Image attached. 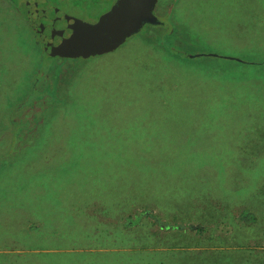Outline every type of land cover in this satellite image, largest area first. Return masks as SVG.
Listing matches in <instances>:
<instances>
[{
    "label": "rangeland",
    "instance_id": "1",
    "mask_svg": "<svg viewBox=\"0 0 264 264\" xmlns=\"http://www.w3.org/2000/svg\"><path fill=\"white\" fill-rule=\"evenodd\" d=\"M49 1L69 15L95 22L116 0ZM24 2H14L21 30L14 32L13 45L0 46V124L16 100L24 107L15 118L31 121L36 130L23 148L26 138L16 146L22 148L16 153L19 164L0 176V264H72L73 258L63 260L55 254L77 243L56 236L67 234L68 208L76 213L81 207L89 215L106 211L121 223L117 216H127V211L133 216L148 214L140 205L144 202L164 205L152 210L163 219L160 225L173 222L175 210L170 204H182L183 213H177L192 220L173 223L205 230L203 242L214 244L219 253L196 257L192 264H264V68L244 69L235 67L237 63L206 67L202 61L181 58L179 63L170 62L163 57L162 46L154 47L158 33H173L172 47L190 57L207 53L263 61L264 0H158L161 25L146 26L141 36L105 55L72 62L53 60L35 89L32 83L44 47L25 17ZM13 21L17 22L15 14ZM15 39L20 43L15 44ZM177 66L181 77L173 73ZM145 67L161 72L164 88L159 81L155 89L162 92L159 97L169 95L172 104L179 92L204 98L211 91L212 98L183 100V105H139L134 88L138 95H147L153 81L152 74L141 77ZM225 68L233 71V86L198 78V84H188L184 78L203 73L220 81L215 77H225ZM54 85L59 102L47 92ZM219 90L232 93L236 101L225 99L215 105L213 94ZM54 104L61 106L46 112L45 121L39 118ZM5 135L0 131L1 142ZM131 141L145 146L129 151ZM131 159L142 165L153 162L159 171L167 164L176 168L183 160L186 166L182 175L172 172L169 183L150 186L156 192L149 199L147 189L142 193L140 188L142 177L149 175L130 169ZM34 173L41 175L32 177ZM26 174L31 175V185L19 195L15 188L23 184ZM44 174L49 178L41 184ZM183 178L185 182L178 185ZM42 185H46L44 192L39 189ZM213 200L215 205L210 206ZM47 218L58 220L47 225ZM55 229L59 232L53 234ZM53 240L61 247H50ZM118 244L123 247L96 250H127V237ZM115 262L117 258L95 264Z\"/></svg>",
    "mask_w": 264,
    "mask_h": 264
},
{
    "label": "trees",
    "instance_id": "2",
    "mask_svg": "<svg viewBox=\"0 0 264 264\" xmlns=\"http://www.w3.org/2000/svg\"><path fill=\"white\" fill-rule=\"evenodd\" d=\"M16 0H12L14 3ZM18 5V4H16ZM24 14L26 15V11L24 9ZM148 26V25H147ZM153 26V25H152ZM144 32H146V28L143 29L142 32L137 34L138 36L142 35ZM148 32V30H147ZM154 33V31H151ZM149 33V32H148ZM173 33H167L162 34L158 33L156 35L154 42L155 46H162L165 51L162 52L163 57L170 61V62H178V58L186 59V60H193L194 62H204L206 63V67H209V64H216L218 67L229 65L230 63L233 64V67L235 63V67H242L244 69H247V67L250 66H258L264 68V60L263 61H249L245 59H235L231 57H226L222 55H216V54H201L196 55L193 57L187 56L182 54L179 51H176L170 42V38L172 37ZM135 35V36H137ZM134 36V37H135ZM133 37V38H134ZM45 58V60H44ZM93 58V57H91ZM55 59H64V60H70L72 61H78L79 59H71V58H53L49 55H47L43 49V57H42V63H40L39 68L37 70V73L35 74V78L33 81V88L35 89L38 86V83L42 80L44 70L48 68L49 64L53 62ZM44 61H46L44 63ZM179 63V62H178ZM53 65V64H52ZM150 67V66H149ZM148 67V68H149ZM178 69H174L173 73L177 75V77H181V69H179V66H177ZM231 67V66H230ZM147 68V69H148ZM146 67L142 70L139 69L138 71L142 70L143 73L141 77H144L145 75L152 74L153 82L149 85L148 93L145 95L143 92L139 93L138 90L134 88V93H136V101L139 103V105H183L181 103L183 100H190L188 103L191 102H197L201 99H204V101H207V99H211L212 96L209 94L204 97L200 98L197 95H189L185 93H177L175 99L168 102L169 95H163L162 97H159V93L161 91H157L155 89V85L159 83V75L161 76V72H150L145 70ZM39 71V72H38ZM239 72V69H238ZM40 73V74H39ZM225 77H215L218 78L220 81H216L211 74L204 75L203 73L201 76L197 73L189 76L184 77L187 78L186 83L188 84H198L195 82V79H201L209 84H219V86H222V84L233 86V79H231V75L233 74V71H231V68H225L224 69ZM139 81V80H138ZM137 82V80H136ZM142 82V81H140ZM241 82V81H238ZM161 84L159 86L163 87L162 81H160ZM145 84V82H144ZM236 86V85H235ZM164 88V87H163ZM56 91V86L54 85L52 88H47V92L50 95V98H55V100H58L56 102H59L61 100L57 99L58 95ZM189 91L193 92V89L190 88ZM162 93V92H161ZM213 103L219 104L220 102L224 101L225 99H231L233 101H236L235 98L232 97V93L225 94L221 90H219L217 93L213 94ZM153 102V103H152ZM17 104V105H16ZM19 103L14 102L13 105L9 106L8 109V118L5 117L4 121L0 124V131L2 134H6L4 137V142H1L0 138V176H3V170H8V167L11 165H18L19 163L15 161L18 157L16 153L18 151L21 152L23 146L25 145L27 141V137L32 134L33 127L31 121H18L15 118V115L18 114L19 111L24 107V105H18ZM61 105H51L49 108L45 109V111H41L40 114L43 121H45L46 115H44L48 111H52L55 108L59 107ZM55 107V108H54ZM43 112V113H42ZM141 112V111H140ZM140 114H144L141 112ZM39 116V113H37ZM38 119V118H37ZM39 120V119H38ZM42 125L44 126L45 123ZM41 125V126H42ZM40 127V126H38ZM30 128V131H29ZM7 134H10L11 136L8 137ZM26 138V139H25ZM24 144H22L20 147H16L20 141L24 140ZM1 144H4L6 147V151H4V147L1 146ZM143 146H139V144L134 143L133 141L127 142V148L129 151H132L134 147L143 148ZM189 158H194V156H190ZM132 164L129 166L130 169L134 171L135 168L139 169L140 174L149 175L147 179L142 177V185L140 188H142V193L146 191V194L149 199H152L154 196V193L156 191L150 190V186L153 184H163V183H169L171 181V173L177 172L182 175V166H186V161H181L176 168H171L168 164L164 165L162 171H159V167L153 163L149 162L145 165H142L139 163V161L132 160ZM240 166L239 164H237ZM192 166V163H191ZM247 169V168H246ZM190 170V169H189ZM41 175L39 173H34L32 177ZM30 174H26L23 184L20 187L15 188L16 193L20 195V191L27 192L28 186L31 185L29 178ZM63 176V174H61ZM186 177V176H184ZM49 177L44 174L42 179L39 181V183L43 184L44 180H47ZM54 180H58L59 177H52ZM178 185L180 183H184L185 180L180 179L177 181ZM43 186L39 187L44 192ZM139 188V189H140ZM53 192V191H52ZM141 192V191H140ZM236 192V191H235ZM206 193V192H205ZM235 194V193H234ZM55 193L47 192V196L53 197ZM194 198L196 200L201 199L199 194H195ZM216 200L211 201L210 206L215 205ZM142 208L146 209V212L148 214L146 215H140L136 214L133 216L132 214L128 213L127 216H120L117 218H120V222L122 223V218L126 220L127 222H123L122 224L119 223V220H117L115 217L113 218L108 214L106 211L103 212V215L98 214V212L94 214H87L84 209L81 207H77V212L73 213L69 208L67 209V215L65 214V220L68 226L66 227L65 231L67 234H56V236H66L73 240V242L76 245L74 247H70V249L64 251L59 249L61 252L55 253L59 255L60 258L64 260L65 257H71L73 258L72 264H95L100 261H104L109 263L110 260L116 259L118 262H115V264H192V259L199 257V256H205L208 257V255H213L215 253H219L214 250L215 245L214 244H206L203 242L204 240V233L205 230L203 229H197L196 231H193L191 229H186L180 226L177 222L179 220L181 221H187L190 222L192 220L191 217H183L179 215V213H183V205L180 204H170L171 208L175 210V215L173 216V222L169 223L167 220L165 221L164 225H160V222L163 221L158 215H155L152 213V210L155 208H163L164 205L157 202H150V203H143L140 204ZM139 206V205H138ZM124 208V207H123ZM127 208H131V206L127 205ZM81 209L82 211H79ZM181 216V217H180ZM58 220L57 218H47L44 221L46 224H54L55 221ZM117 220V221H116ZM194 220V219H193ZM85 224V225H84ZM84 225V228L82 226ZM32 228H35V224L31 225ZM30 226V227H31ZM151 228H154L153 230ZM77 229V231H76ZM59 230L55 229L54 233H58ZM55 237V236H52ZM127 237V250H117V251H97L96 249L99 248H118L123 247L120 246L118 243H121V238ZM57 238V237H55ZM208 240H214L213 237H209ZM50 242V241H49ZM52 242V243H51ZM50 247H61L58 245H54V240L51 241ZM62 249L67 248L68 243H66ZM82 249V251H80ZM94 249V250H92ZM123 260V261H122Z\"/></svg>",
    "mask_w": 264,
    "mask_h": 264
},
{
    "label": "water",
    "instance_id": "3",
    "mask_svg": "<svg viewBox=\"0 0 264 264\" xmlns=\"http://www.w3.org/2000/svg\"><path fill=\"white\" fill-rule=\"evenodd\" d=\"M158 0H116L95 22L69 15L49 0H27V18L53 58L87 59L111 53L147 25H161Z\"/></svg>",
    "mask_w": 264,
    "mask_h": 264
},
{
    "label": "crops",
    "instance_id": "4",
    "mask_svg": "<svg viewBox=\"0 0 264 264\" xmlns=\"http://www.w3.org/2000/svg\"><path fill=\"white\" fill-rule=\"evenodd\" d=\"M14 14L17 22L13 21ZM0 15L5 16V18H0V38L5 39V42L0 43V46H7L10 44L13 45V42L11 43V40L13 39L14 32H19V30H21V25L19 23V9L17 5L12 2V0H0ZM19 43L20 41L16 40L15 44Z\"/></svg>",
    "mask_w": 264,
    "mask_h": 264
},
{
    "label": "flooded vegetation",
    "instance_id": "5",
    "mask_svg": "<svg viewBox=\"0 0 264 264\" xmlns=\"http://www.w3.org/2000/svg\"><path fill=\"white\" fill-rule=\"evenodd\" d=\"M26 2H27V0H25V2H24V9H25V11H26ZM52 4V3H51ZM53 5V4H52ZM55 6V5H54ZM57 7V6H56ZM26 14H27V11H26ZM25 17H26V19L28 20V18H27V16L25 15ZM28 22H29V20H28ZM30 23V22H29ZM32 27V26H31ZM35 32V31H34ZM36 33V32H35Z\"/></svg>",
    "mask_w": 264,
    "mask_h": 264
}]
</instances>
